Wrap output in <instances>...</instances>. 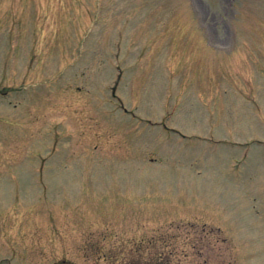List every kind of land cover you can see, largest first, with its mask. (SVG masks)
I'll list each match as a JSON object with an SVG mask.
<instances>
[{"label":"rangeland","instance_id":"374dc122","mask_svg":"<svg viewBox=\"0 0 264 264\" xmlns=\"http://www.w3.org/2000/svg\"><path fill=\"white\" fill-rule=\"evenodd\" d=\"M173 235L264 264V0H0V264Z\"/></svg>","mask_w":264,"mask_h":264},{"label":"flooded vegetation","instance_id":"af4514ba","mask_svg":"<svg viewBox=\"0 0 264 264\" xmlns=\"http://www.w3.org/2000/svg\"><path fill=\"white\" fill-rule=\"evenodd\" d=\"M207 210H210L209 207L207 208ZM204 213L206 214V211H204L203 214ZM167 237L168 236H166L164 239H162L163 241H161L160 244H159V247L162 246V248H163L162 251L161 252L154 251L152 253V256L158 257L157 261H153L152 259H149L150 261L149 260L146 261L145 264H180L179 261H176L174 259L175 258L174 256H176L177 258H179L180 256L179 255L177 256L176 250H173V249L169 248V244L168 243L171 242L170 241L171 238H174V239H178L177 237H180V239H182V238L179 235L178 236L173 235V236H171L169 238H167ZM183 241H186V242L187 241L199 242V240L197 238H194L193 236L186 237V238L183 239ZM201 241H203V238L200 239V242ZM204 241H207V240L204 239ZM151 244H152V241H150V245ZM164 246H165V248H164ZM200 246H202V245L193 244L191 246L192 250L195 252V255L196 254L197 255L200 254L199 253V249L201 248ZM102 248H103L102 246H98L97 247V254L99 253L98 254L99 257H106V254H104V255L102 254L103 253V249ZM141 251L142 250H138V249L137 250H131V254H133V256H135V255H142L143 253ZM116 252H117L116 250L110 251L109 257L113 258L112 263H110V264H117V262L115 261L116 260V257H117V253ZM124 264H134V263L132 261H127Z\"/></svg>","mask_w":264,"mask_h":264}]
</instances>
